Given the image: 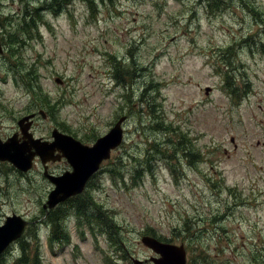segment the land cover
<instances>
[{
    "label": "rangeland",
    "instance_id": "obj_1",
    "mask_svg": "<svg viewBox=\"0 0 264 264\" xmlns=\"http://www.w3.org/2000/svg\"><path fill=\"white\" fill-rule=\"evenodd\" d=\"M65 1L0 0V138L35 113L36 140L58 129L93 145L124 117L122 145L77 196L119 233L47 205L45 170L71 171L67 160L0 159V225L16 214L33 233L0 264H157L144 237L183 244L192 264H264V0ZM181 136L196 156L176 173L149 157L155 138Z\"/></svg>",
    "mask_w": 264,
    "mask_h": 264
},
{
    "label": "water",
    "instance_id": "obj_2",
    "mask_svg": "<svg viewBox=\"0 0 264 264\" xmlns=\"http://www.w3.org/2000/svg\"><path fill=\"white\" fill-rule=\"evenodd\" d=\"M28 117L26 116L24 119ZM22 121L24 120L22 119ZM123 122L124 117L107 134L98 138L93 145L84 144L74 136L60 132L58 129L53 131L56 145L54 143H50V145L38 144L31 149L29 146L15 144L13 139L5 142L0 140V159L8 160L25 171L32 167V160L36 155L42 156L44 163L47 162L51 153L53 154L52 160H58L62 156H66L73 166V171L66 172L63 175H53L48 174V171L45 170V175L55 184L54 189L49 194L47 204L50 208H53L84 191L88 180L98 170L102 161L110 158L111 150L122 143L124 137ZM22 131L28 134L27 126L23 127ZM36 141H39V139ZM56 148L63 153L54 155ZM26 227L27 221L20 215L7 216L5 224L0 225V254L12 242L22 236ZM143 241L160 255L155 258L157 264H186L187 252L183 244L165 243L155 237H144Z\"/></svg>",
    "mask_w": 264,
    "mask_h": 264
},
{
    "label": "trees",
    "instance_id": "obj_3",
    "mask_svg": "<svg viewBox=\"0 0 264 264\" xmlns=\"http://www.w3.org/2000/svg\"><path fill=\"white\" fill-rule=\"evenodd\" d=\"M66 3H67V1H65V0H52L51 6L55 7V8L57 6L59 8H62ZM225 54L226 53H223L224 57L226 56ZM227 62L230 64V61H226V63ZM113 78H115L117 82L121 83V81H120L121 77L118 74L114 75ZM227 87H228L227 91L229 92V95L232 94L234 96V98H238V97H241L243 95L241 87H237L235 85H234L235 88H233V89H231V85H227ZM243 89L246 90V89H248V87H244ZM156 124H157V122L155 123L154 128H155ZM163 129L166 131L165 134H168L167 125L164 126V128H163V126H161L160 128H157V130H160V131ZM164 138H166V137H164ZM151 146H153L154 149L149 148V150H148L149 157L152 155V153L155 150V152L160 157L167 158L169 160V163H167V164H168L170 170L172 171V173H176V169L179 171V168H178L176 162L180 160V155H183V160H185V163H189V162H192L195 160L194 159L196 156V148L194 147L195 144L193 143L192 140L186 139L185 136H181L177 140L176 145H172V143L169 144V142L167 140H165V141L161 140V141L157 142V139L155 138L154 142L151 144ZM123 159H124V157H123ZM123 159H120V164H122V165H123V163H122ZM140 167H141V164H140ZM139 170L140 169L138 167H136L137 173L139 172ZM136 171H135V173H136ZM132 176L135 177V175H133V174H132ZM90 196L91 195L88 194V196L86 198H85V195H84V197L79 196V198L73 197V198L66 200L64 203H66V202L71 203V205L73 206L74 209L70 208V211L74 212V214L77 216L79 215V216L87 217L89 219V222L91 225L96 224L99 220H101L103 223H104V220H106L119 233V231H118L119 226H117L116 223H112V221H110L108 214H102L101 215L100 213L90 211L92 208L90 206V200H91ZM77 200H86V202L78 204L76 202ZM63 217H64V215L63 216H57V218H56V225H57L58 231H62L63 224L61 221H62ZM190 224H192V222H190ZM184 226H188V220L184 221ZM92 229H93V227H92ZM185 230H187V229H185ZM28 231L30 234H33L31 232L30 226L27 228L26 232H28ZM24 234L21 236V238L24 236ZM151 235L156 236V233H152ZM25 257H31V256H30V254H25ZM31 258L32 259L30 260V263L25 262V264H37L34 257H31Z\"/></svg>",
    "mask_w": 264,
    "mask_h": 264
},
{
    "label": "flooded vegetation",
    "instance_id": "obj_4",
    "mask_svg": "<svg viewBox=\"0 0 264 264\" xmlns=\"http://www.w3.org/2000/svg\"><path fill=\"white\" fill-rule=\"evenodd\" d=\"M37 7H40V6H37ZM36 7V8H37ZM31 15V13L30 12H26L25 14H24V16L26 17V16H30ZM1 32V31H0ZM0 41H1V39H0ZM2 42V41H1ZM2 46H4V45H2ZM1 46V47H2ZM3 49V48H2ZM31 115H25V116H23L21 119H19V121H17V123H18V128H19V131L21 132V136H20V134H19V132L18 131H15L12 135H10V136H8L5 140H3V139H1L0 138V140H2L3 142H5V141H7V140H10V139H13V142L15 143V144H18L19 146H29L31 149H33L34 147H35V145H38V144H45V145H50V143H54L55 145L57 144L56 142H55V138L54 137H52L53 139L52 140H50L51 138H47V139H43V140H39V141H36V139L35 138H33V134L34 133H32V131H31V129H32V127L34 126V124H35V118H37V115L35 114V113H30ZM26 116H29L27 119H24ZM22 119L24 120V121H22ZM27 126V129H28V134H26V133H24L23 131H22V128L23 127H26ZM49 153V152H48ZM47 153V154H48ZM57 153H59V154H61V152H59L58 150H57ZM52 157H53V154L51 153V155H50V157L47 159V162L49 163V162H52V163H54L56 160H52ZM43 157L41 156V157H39V156H35L34 158H33V165H37V164H42L44 167H45V164L43 163ZM65 161L66 162V158L65 157H62V158H60V159H58L57 161ZM4 161V160H3ZM5 162H9V163H11L10 161H7V160H5ZM11 164H13V163H11ZM17 169H18V167L15 165V164H13ZM48 165V164H47ZM49 166V165H48ZM70 170H67V171H65L64 173H66V172H69ZM101 172V170H99L98 172H96V174H94V176L93 177H95V176H97L99 173ZM64 173H62V174H60V175H63ZM53 175H59V174H56V173H54ZM55 187V186H54ZM54 189V188H53ZM52 189V190H53ZM78 196V195H77ZM77 196H74V197H77ZM71 198H73V197H71ZM68 199H70V198H68ZM67 199V200H68ZM66 201V200H65ZM64 201V202H65ZM64 202H61V203H59V204H62V203H64Z\"/></svg>",
    "mask_w": 264,
    "mask_h": 264
}]
</instances>
